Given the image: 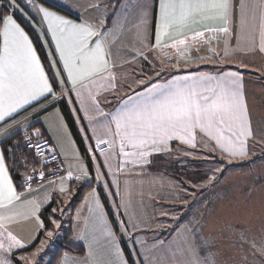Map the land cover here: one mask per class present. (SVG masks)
<instances>
[{
    "label": "snow or ice",
    "instance_id": "6c2138e0",
    "mask_svg": "<svg viewBox=\"0 0 264 264\" xmlns=\"http://www.w3.org/2000/svg\"><path fill=\"white\" fill-rule=\"evenodd\" d=\"M64 3L77 12V19L43 6V0L39 4L37 0H0V144L23 132V145L32 155L31 160L25 157L17 166L16 159L9 163L0 148V264H40L37 257L61 229L55 213L65 211L52 208L48 217L52 227H46L40 213L42 206L50 203L48 197L37 200L18 192L12 175L14 167L17 172L23 169L24 182L20 187L28 190L34 181L43 186L47 180L55 191L59 178L58 191L72 196L65 181L89 182L91 191L75 217L79 222L87 207L85 231L76 235L86 242L87 254L73 264H218L212 238L204 235L203 220L184 219L176 212L164 213L171 217L160 222L168 226L161 233L165 238L157 237L151 244L138 239L140 225L130 211L127 180L132 174L142 173L154 155L171 156L174 150L196 155L189 149L211 148L220 153V159L227 158L229 162L246 157L248 141L256 139V133L243 93L242 75L231 71L200 72L177 75L163 83L150 82L142 91H133L119 100L111 111L102 107V102L111 103L103 91L118 93L120 89L115 70L122 63L118 65L116 56L128 55L123 63H132L140 58L150 60L151 52L172 48L178 57L173 67H178L180 58L187 64L193 49L199 53L205 47L211 55L196 59H227L233 51L229 44L232 38L237 48L243 44L246 51L264 54V0H154V44L148 42V6L143 0H112L107 5L91 0L84 11H80L84 6L77 0ZM27 9L40 17L41 27H37ZM18 15L48 49L47 64L42 62ZM128 36L132 43L125 52ZM165 39L171 43H163ZM213 41H217L216 46ZM137 82L145 83L143 78ZM61 103L71 105L69 115L76 117L73 123L88 121L90 129L84 127L83 131L87 134L90 130L92 134L82 137L81 143L85 138L88 141L82 154L69 140L70 129L57 107ZM50 111L54 120L41 121V127L24 116L27 112L31 117H48ZM80 113L84 115L81 117ZM53 126L55 135L46 139L45 133L51 132ZM80 131L78 128V134ZM259 142L264 143V137ZM58 145L63 149L60 154L56 151ZM50 163H56V171L49 169ZM37 165L43 167L38 169ZM221 170L215 168L206 175V181L211 183ZM109 200L112 205L107 206L114 205L116 211H101ZM21 219L35 220L36 235L43 231L46 237L28 254L23 250L36 235L25 240L14 233L12 225ZM246 232L240 230L241 247L249 243ZM251 247L264 257V243L258 245L252 240ZM253 259H257L256 255Z\"/></svg>",
    "mask_w": 264,
    "mask_h": 264
},
{
    "label": "crops",
    "instance_id": "0c3cea01",
    "mask_svg": "<svg viewBox=\"0 0 264 264\" xmlns=\"http://www.w3.org/2000/svg\"><path fill=\"white\" fill-rule=\"evenodd\" d=\"M77 2L80 5L84 6V7H81L80 11H84L85 7L91 2V0H82V1L77 0ZM96 2L100 3L101 5H107L111 3L112 0H96ZM37 3L39 4L40 1L38 0ZM43 6L48 7L45 4H43ZM54 7H56V9L50 8V7L49 8L51 10L58 11L61 15H65L70 19L75 20L78 18L76 11L65 6L64 0L61 1L60 4H54ZM59 10L65 11L69 13L70 15H66ZM102 10L103 9H101V11ZM110 11L111 9H109V12ZM94 14H98V13H94ZM34 15L32 17L34 18V21L36 22L37 27H41L39 23L40 17L37 16L35 12H34ZM217 23L219 24L220 22H217ZM150 25H151L150 26L151 32L150 31L148 32V42L150 44H154L155 40H154L153 19L151 20ZM36 34L38 35V33ZM30 38L33 40L31 35H30ZM48 39L50 40V37H48ZM258 41H259V37H257V46H258ZM41 42L43 45L42 40ZM163 43H171V41L168 39H165ZM216 44H217V41H213V45L216 46ZM229 44H230V48L233 49V51H231L227 59H223V60H237L240 63H244L246 59H249V60L251 59L254 65L264 69V54H261L259 52L246 51L243 44L239 48H237L236 40L234 38L230 39ZM34 46L36 47L35 43H34ZM128 47L129 46L126 44L124 47L125 52L128 51ZM219 48L221 50V55H223V52H222L223 43L222 42L219 44ZM44 49H45V52L48 51V49L46 48ZM114 51L116 50L114 49ZM37 53L40 56V53L38 52V50H37ZM189 55L191 59H189L188 63L187 64L185 63L184 58H180L178 67H173V65L176 64L178 57H177L176 51L172 48H165L163 50H158V51L149 53L150 60H147V61L143 60V58H140L139 60L134 61L132 63H123V61L129 59V56L128 55L116 56L115 59L118 65L122 63V67L118 66L115 70L118 75L117 84L120 86V89L118 93H111L110 91H106V90L103 91V95L108 96V99L111 101V103L102 102V107H104L108 111L113 110L119 100L126 98L127 95L133 94V91H136V92L142 91L150 82L163 83L164 80L171 79L172 77L177 76V75H180V76L195 75L200 72H209L212 74H218L220 72L231 71V72L240 73L242 75L243 93L247 99V96H246L247 90L246 88H244V85H243L245 84L244 79H248L246 77V73L242 72L241 70L233 69L234 67L232 66V64H227L229 68L222 70L220 72H210V71H205V70L191 72L189 71L190 68H192L191 64L199 61L198 59H196L197 56H208V55H211V53H209L207 51V48L205 47V48H202L199 53H197L193 49ZM155 60H157L158 63H161L162 65H169L168 66L169 68H166V66L161 65L164 68V71L166 70L165 72H163L164 75L158 78H156L157 76L155 75L154 78H150L152 77L151 70H154L153 66L156 67L155 63L157 61ZM248 62L249 61H247V63ZM180 69H182L183 72L178 73L177 71ZM139 78H143L145 83L144 84L138 83L137 81ZM249 95L251 94L249 93ZM65 106L67 107L69 111V108L71 107V105H65ZM57 107L62 112V118L67 121V118L64 112L62 111V109L59 106ZM83 115H84L83 113H80L81 117ZM24 116H29L30 122L34 123L36 127H41V121L43 120H46V119L54 120V114L52 111H50L48 117H45L43 115H41L38 118L31 117L30 114L27 112L24 113ZM70 116L72 120L76 118L75 114L70 115ZM21 119H23V117H21ZM28 122L29 121H25V123H28ZM74 125L76 127V130H78V128L81 129V131L78 134L80 140H82V137H85L86 135L90 136L92 134L90 130L87 132V134L83 131L84 127H89L90 129V126L88 125L87 120H84L83 124L77 121V123H74ZM253 125L254 123L252 124V126ZM67 126L70 129L69 140H72L75 142L73 146L78 148L79 153L82 154L84 148L88 146L87 139L85 138L84 142L81 144L78 143L74 134L72 133V130L68 124V121H67ZM41 130L43 131V128ZM253 130H254V127H253ZM29 131H34V129H29ZM50 135L51 136L55 135L54 126L51 132L45 133V138L47 139ZM252 141H254V139H250L247 144L248 155L246 157L236 158V159L242 160V159L251 157L250 160L254 161L255 156H252L250 151L256 150V148L254 149L252 148L253 150H251L250 147H252L251 146ZM49 142L52 143L51 140H49ZM0 148H1V144H0ZM189 150L193 152L195 151L198 154L200 153L199 149L198 150L189 149ZM56 151L58 154H60L62 153L63 149L58 145L56 148ZM178 155H180L179 152L175 150L171 156L154 155L153 157H151L152 163L146 165L145 170L142 173L132 174L129 176V179L127 180V184L131 190V200H132V208L130 209V211L134 212L136 219H137V223L140 225L139 232L137 233L138 239L145 240L148 244H151L153 240L157 239V237L165 238L164 236H160V235L161 233H163L164 229H167L168 226L166 224L162 225L160 222H165V220L167 219L168 215H164V213L169 212L168 205L174 206L173 209L175 211H178V210L181 211L182 209L181 203L183 204L184 195H185L183 189H189L188 186H191L192 184L199 185L202 182L203 180L202 169L204 165L208 164L213 167V166H216L218 163V162H215L216 158H213V156L210 157L209 159L207 158L208 160L207 159L199 160L198 158H194L192 156L183 159V158H180ZM207 156H211V155L208 154ZM61 158L63 159V155H61ZM72 162L74 163V161ZM113 163H115V161H113ZM255 163L256 162L254 161V164ZM65 166L67 168L68 166L67 161L65 162ZM73 172H74V175L77 174L75 169H73ZM168 172L172 174H177L183 179V182L181 183L176 178L170 176ZM55 183L57 185V188L55 191L51 189L48 181L44 182L43 186H40V184L33 186L31 190H28V189H25L24 191H19L18 189L17 190L18 192L22 193L25 198H36L37 200H44V198L47 196L50 203H45L42 206V211H43L44 209L48 208L52 203L59 202L60 200V196H59L60 192L58 191V186L60 183L59 178L56 179ZM88 183L89 182L80 183V182L65 181V186L71 189L73 193L75 194L76 187H77L76 185H88ZM181 186L183 187L181 188ZM121 191L122 192L124 191L123 181L121 183ZM84 202H85V198L83 199L82 203L76 208L73 214H72L71 208L68 207L70 211H68L67 214L64 216L63 222L69 224L68 229L70 231V236L67 238V242H66L65 240L66 231H64V238L62 239V243L64 246L68 245V247L69 246L83 247L85 250V256H86L87 254L86 242L84 240L77 239L76 235H77V232L85 231V219L89 218L87 207H85L82 213L83 218L79 222H77V220L75 219L77 209H79L84 204ZM102 203L104 202L102 201ZM89 204L91 205V202H89ZM107 205H112V201L111 200L107 201L106 207L104 209H101V211H105L109 213L116 211L114 205L110 208ZM92 206L94 207V205ZM194 213L195 212L190 213L187 217H183L182 214H181L182 216L181 215L180 216L184 219H191ZM68 219H71L72 222L71 223L67 222ZM78 224L79 226H77ZM25 227H33L32 231L29 230L30 236L24 235ZM12 228L15 234L24 238L25 240H28L33 235H36V232H37V225H36L35 220L21 219L19 223L13 224ZM91 232H92V224L91 222H89L88 228H87V233L89 234V238H90ZM204 235L209 236L210 238L212 236V233H210L207 229V224H205V227H204ZM40 236L41 237L44 236L43 231H40L39 234L36 235L35 240L29 244V247L23 250L24 254H28L32 251H35V249L39 247L40 242H41ZM55 252L53 254H55ZM125 252H127V248H125ZM51 253L52 251H50V254ZM158 254L161 256L163 255V253H158ZM85 256L77 257V256L70 255L68 253H64L62 254L58 264H73V261L82 260ZM221 256L222 257H216L218 264H221V262L224 259L223 257H225L223 255ZM229 258H232V257H229ZM37 259L39 260V257ZM40 264H47V263L44 262Z\"/></svg>",
    "mask_w": 264,
    "mask_h": 264
},
{
    "label": "rangeland",
    "instance_id": "374dc122",
    "mask_svg": "<svg viewBox=\"0 0 264 264\" xmlns=\"http://www.w3.org/2000/svg\"><path fill=\"white\" fill-rule=\"evenodd\" d=\"M61 1L63 0H43V4H53L54 6V4H60ZM143 3L148 6V32H151L150 24L153 19L154 0H143ZM27 11L32 16L34 15V11H31V9H27ZM126 39L129 46L132 43L131 37L128 36ZM247 61L249 62L247 63ZM197 62L191 64V66H198L199 63ZM207 62H216L215 64L217 65L232 64L233 69L246 73L248 79H244L245 84L243 85L247 90V102L251 110L254 132L256 133V139L251 142L252 147H250L251 150L254 148L256 150L250 152L252 156L259 154L260 158L255 164L254 161H249L251 157L242 160L235 158V160L232 159L229 162L227 158L220 159L218 151L213 152L211 148L204 147L199 149L203 155H185L179 152L180 155L178 156L183 159L192 156L199 160H206L213 156V158L220 159L221 161H218L217 165L213 167L208 164L204 165L202 169V182L199 185L192 184L188 186L187 192L184 191L183 204L181 203L182 211H175L173 209L174 206L168 205V213L176 212L179 216L182 214L183 217H187L190 213L195 212L191 219L196 218L205 221L208 231L212 233V243L215 245L217 257H222L221 255L225 256L223 257L224 259L222 258L221 264H260V261L264 260V257L255 253V250L251 247V241L255 240L258 245L264 243V143L259 142L264 137V69L254 65L251 59H246V63L223 59L207 60ZM161 65L158 61L155 63L156 67L153 66L154 70H151L152 77L150 78H154L157 72H160V75H156V78L164 75L163 72L166 70L164 71L162 66L169 68V65ZM161 68H163V71H161ZM189 152L193 151L189 150ZM208 154L211 156H207ZM217 167H220L222 170L216 172V179L208 183L206 175H210ZM225 168L229 170L219 179V174ZM194 185L196 186L194 187ZM59 196V208H56L65 209L63 214L59 210L55 213L58 216L57 219L61 221V229L58 230L59 235L54 236L49 241L45 250L39 254L38 261L40 263L46 262L50 264L52 262L56 254L55 251L58 250L59 244H62L64 231H69V224L63 222V219L67 212L70 211L68 204L73 200L74 195L65 196L60 193ZM170 219L171 217L168 215L165 222ZM244 229L247 230L246 234L249 243H245L241 247L239 235L240 230ZM29 230L32 231L33 227H25V236H30ZM44 236H40L41 241L46 239ZM50 251H52L51 254ZM54 252L55 254H53ZM253 255H256L257 259L254 260Z\"/></svg>",
    "mask_w": 264,
    "mask_h": 264
},
{
    "label": "trees",
    "instance_id": "16d2710c",
    "mask_svg": "<svg viewBox=\"0 0 264 264\" xmlns=\"http://www.w3.org/2000/svg\"><path fill=\"white\" fill-rule=\"evenodd\" d=\"M44 4H46V3H44ZM46 5L48 7H50V8L56 9V7H54L53 5H50V4H46ZM59 11H61L62 13L66 14V15H70L69 13H67L65 11H62V10H59ZM17 18L25 26L26 30L29 32V34L33 38L34 43L36 45V48H37L38 52L40 53V56H41L43 62L45 64H47V60L45 59L46 52H45V49H44V47L42 45L41 40L38 39V35L34 32L32 27L28 25L27 21H25L23 19V17H20L18 15ZM198 63H199L198 66L190 68L189 71L193 72V71H204L205 70V71H210V72H220L222 70H225V69L229 68V66L227 64L217 65V64H215L216 62L215 63H210V62H207V61H198ZM177 72L180 73V72H183V70L180 69ZM58 106L64 112V114H65V116L67 118L68 124H69V126H70V128L72 130V133L74 134L76 140L78 141V143L81 144V140L79 138L78 132L76 130V127H75V125L73 123V120H72L71 116L69 115V111H68L67 107L65 106L64 103H61ZM22 141H23V133H21L20 135L16 136L14 139L8 140L6 143L1 144V148L5 151L9 163H11L13 158H15L16 161H17V166H18L19 162L23 158L28 157L29 160L32 159L31 152L25 149V147L23 146V142ZM9 149H14V151L13 152H9ZM259 158H260L259 154H257L255 156V158H254V161L255 162L258 161ZM218 161H221V160L220 159H215V162H218ZM249 161H253V160H249ZM245 166H248V165H245ZM228 170H229L228 168L223 169V171L219 174V177H220L219 179H221ZM168 174L170 176L176 178L181 183L183 182V179L180 176H178L177 174H172V173H169V172H168ZM12 175L14 177V183L17 186V189L19 191H24L25 188L20 187L23 184V182H24L23 181V169L21 168L20 171L17 172L16 168L14 167ZM219 179H217V180H219ZM76 186L77 187H76V191H75V194H74V198L68 204V207L71 208L72 214L76 210V208L82 203V201L85 198V196L87 195V193L91 191V187H89L88 185H76ZM57 206H58V202H56V203L54 202L48 208L44 209L41 212V214H40V217L44 221L45 226L48 227V228L52 227L50 222H49V220H48V217L52 213V208H56ZM56 217L58 218V216H56ZM67 222L71 223L72 220L68 219ZM69 236H70V231L67 230L66 234H65L66 242H67V238ZM65 240H64V242H65ZM64 253H68L70 255L77 256V257L85 256V250H84L83 247H73V246H69L68 247V245L64 246L63 243H62V244H60V246L58 248V251L56 252V254L53 257V260H52V262L50 264H58L62 254H64Z\"/></svg>",
    "mask_w": 264,
    "mask_h": 264
},
{
    "label": "built area",
    "instance_id": "2783aa9c",
    "mask_svg": "<svg viewBox=\"0 0 264 264\" xmlns=\"http://www.w3.org/2000/svg\"><path fill=\"white\" fill-rule=\"evenodd\" d=\"M42 143H43V141H41ZM49 144H51L50 142H49ZM24 146V145H23ZM25 149L26 150H28V151H30V149H28V148H26L25 147ZM31 152V151H30ZM40 159L41 160H43V157H40ZM62 159V158H61ZM59 161H57L56 163H58ZM56 163H50L49 165H48V167H49V169L51 170V171H56ZM41 167H43V165H38L37 166V168L39 169V168H41ZM66 167V166H65ZM47 174V173H46ZM47 181V180H46ZM45 181V182H46ZM37 184H39V181L37 180V181H34L33 183H32V187L33 186H35V185H37Z\"/></svg>",
    "mask_w": 264,
    "mask_h": 264
}]
</instances>
